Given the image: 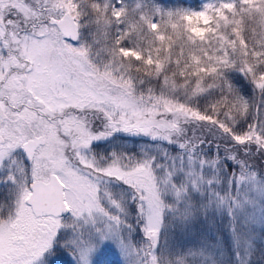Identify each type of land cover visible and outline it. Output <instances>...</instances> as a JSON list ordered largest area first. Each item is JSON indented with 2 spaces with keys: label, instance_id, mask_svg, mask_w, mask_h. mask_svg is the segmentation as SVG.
Returning a JSON list of instances; mask_svg holds the SVG:
<instances>
[{
  "label": "snow or ice",
  "instance_id": "6c2138e0",
  "mask_svg": "<svg viewBox=\"0 0 264 264\" xmlns=\"http://www.w3.org/2000/svg\"><path fill=\"white\" fill-rule=\"evenodd\" d=\"M105 250L264 264V0H0V264Z\"/></svg>",
  "mask_w": 264,
  "mask_h": 264
},
{
  "label": "rangeland",
  "instance_id": "374dc122",
  "mask_svg": "<svg viewBox=\"0 0 264 264\" xmlns=\"http://www.w3.org/2000/svg\"><path fill=\"white\" fill-rule=\"evenodd\" d=\"M129 147H131V142H129ZM100 260L101 264H117L118 257L111 251L105 250Z\"/></svg>",
  "mask_w": 264,
  "mask_h": 264
}]
</instances>
